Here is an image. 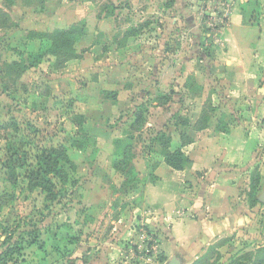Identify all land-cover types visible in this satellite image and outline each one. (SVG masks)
Masks as SVG:
<instances>
[{
	"label": "rangeland",
	"instance_id": "obj_1",
	"mask_svg": "<svg viewBox=\"0 0 264 264\" xmlns=\"http://www.w3.org/2000/svg\"><path fill=\"white\" fill-rule=\"evenodd\" d=\"M129 2L0 0V122L15 119L30 139L19 150L22 165L13 186L4 166L12 143L0 137V264H165L174 254L182 264H193L195 254L200 258L212 250L208 264H229L264 244V201H252L264 193V97L254 123L260 127L245 154L248 163L221 168L234 173L224 181L229 204L248 209L240 230L216 239L205 235L209 224L225 217L206 208L216 181L204 173L212 166L196 172L200 181L192 177L173 185L176 197L165 206L158 200L167 194L145 187L156 181L153 170L163 161L152 140L158 132L170 134L175 148L204 103L215 107L214 116L236 105L229 108L230 101L221 98L224 86L213 55L221 49L208 46L215 40L207 23L214 0H135V7ZM83 19L87 32L75 44L76 58L56 68L44 56L22 73L11 66L48 47L35 33ZM138 110L146 116L139 127L132 125ZM175 114L191 124L177 126ZM211 120L228 126L218 117ZM117 138L130 146L129 164L137 171L132 185L113 168L123 149ZM56 144L66 147L73 167L67 166V182L57 184L56 198L48 199L41 189H29L24 175L36 147ZM163 167L162 175L171 177ZM177 234L187 236L185 248ZM19 242L21 252L7 256L8 246Z\"/></svg>",
	"mask_w": 264,
	"mask_h": 264
},
{
	"label": "crops",
	"instance_id": "obj_2",
	"mask_svg": "<svg viewBox=\"0 0 264 264\" xmlns=\"http://www.w3.org/2000/svg\"><path fill=\"white\" fill-rule=\"evenodd\" d=\"M134 1L130 0L128 4L133 7ZM226 3L225 6L221 0H214V5L208 6V12L223 13L226 10V17L219 33L220 37L217 35L214 38L215 40L210 41L208 46H219L221 49L213 51L214 68L217 76L221 78V84L224 86L225 94L221 98L225 102L229 103L230 101L232 106L229 108L236 105V110L229 109L225 114L217 116H214L216 113L214 110L206 127L196 129L192 125L191 131L186 132L192 139L190 143L183 146L191 159L190 174L186 173V169L190 165L184 170H174L162 161V163L155 165L157 166L156 170H153V174L158 179H156L157 182L150 183V185L145 184L147 190L150 189L151 192L167 194L158 200L164 202L162 206H165L164 204H167V201H171L176 197V192L173 194V185H181V181L184 179L190 180L192 177L200 181L203 176L198 177L196 172L206 170V167L212 166L210 173H204L206 176L211 174L212 180L216 181L209 188L212 192L210 194L211 201L206 208L214 213L220 212L225 217L209 224L208 229L205 230V235H208L209 239L220 237L223 234L226 236L232 235L240 230L241 226L247 224L244 221L248 212L247 207L242 206L239 209H233V204H229L230 200L233 202V199L226 196L229 188H227L224 181L229 177L232 178L234 173L226 172V170L222 171L221 168L226 169L225 165H229L230 162H235L241 166L248 163L249 158L248 156L245 157V154L248 144L254 142L252 137L254 131H257L260 127L258 125V128L255 127L254 123L260 117L262 108L260 101H263L262 98L264 97V0H227ZM200 5L201 1L197 2L198 8H200ZM84 21L86 22V20ZM262 116L264 117V115ZM213 117L224 120L228 123V126L221 125L223 128L218 127L211 120ZM259 131L264 135V125H261ZM212 144L214 147L212 151L214 152L209 153ZM190 149H193L195 154L190 153ZM162 166L171 170V177L162 175V170H164ZM215 166L216 169H213ZM224 185L226 188H224ZM230 186L233 187L232 184ZM196 204L193 203L192 205L195 209ZM209 232L211 233L209 234ZM186 237V235L179 237L177 234L175 238L180 242L182 248L186 246V239H184ZM207 239L205 238V241ZM189 242L187 241V244ZM210 244L208 243V246ZM191 245L189 244V246ZM203 246V244L199 246L200 250ZM200 255L195 254V258H199Z\"/></svg>",
	"mask_w": 264,
	"mask_h": 264
},
{
	"label": "trees",
	"instance_id": "obj_3",
	"mask_svg": "<svg viewBox=\"0 0 264 264\" xmlns=\"http://www.w3.org/2000/svg\"><path fill=\"white\" fill-rule=\"evenodd\" d=\"M86 22L81 20L79 22L71 23L67 26L54 27L51 30L45 32L35 33L38 39L48 40L49 45L45 49H40L35 52L29 53L28 59H22L21 61H14L11 66L20 68V72L36 67L41 63L44 56H49L53 60V65L56 68H60L63 64L78 56L75 44L86 34ZM31 58L30 62H27ZM9 65V64H8ZM9 65V68L11 67ZM20 74L18 75V77ZM115 97V93H112ZM111 95V96H112ZM215 108L211 103H205L202 112L194 124L196 129L206 127L208 120ZM177 119L176 125L182 128L189 126V119L182 117L179 114L174 115ZM83 117L82 115L79 116ZM146 121L145 114L138 110L134 113V121L132 125L141 126ZM77 126V125H76ZM79 128V127H78ZM2 130V131H1ZM85 134V133H84ZM181 144L172 149V137L170 134L158 132L152 139L158 146V152L163 158V161L174 170H184L191 163L190 157L187 155L183 146L192 141L186 131H180ZM0 137L2 140L11 142L12 145L7 147L9 153L8 159L5 161L6 177L10 180L13 186L17 185L18 173L16 171L17 166H21L19 163V150L22 147L28 145L29 138L26 134L20 131V126L15 119H8L7 121L0 122ZM123 141L120 138L115 139L117 145ZM122 145V144H121ZM121 152L117 153V160L113 161V168L125 172L127 180L125 185L134 184V178L137 176L135 167L129 164V150L128 143H124ZM16 157V159H14ZM73 167V163L67 153L66 147L60 144L52 145L49 147L39 146L36 147L33 162H29L28 169L24 175V179L27 181V187L29 189L39 188L46 194V198H56L58 183L65 184L68 180V169ZM253 202H259V200L252 195ZM261 202V201H260ZM21 242L9 245L6 249L7 256L20 253L22 247ZM213 248V247H212ZM215 248V247H214ZM213 250L207 252L204 256L197 258L193 264H208L209 256ZM219 257V255H218ZM11 258V257H10ZM9 258V259H10ZM166 257L161 256L160 261L165 262ZM17 263V261H14ZM229 264H264V244L257 246L255 253H244L243 255L232 259Z\"/></svg>",
	"mask_w": 264,
	"mask_h": 264
},
{
	"label": "built area",
	"instance_id": "obj_4",
	"mask_svg": "<svg viewBox=\"0 0 264 264\" xmlns=\"http://www.w3.org/2000/svg\"><path fill=\"white\" fill-rule=\"evenodd\" d=\"M225 6H226V1L227 0H221ZM226 11V10H225ZM225 11L223 13H218L215 11L209 12V25L212 26L211 31H214V36L216 37L217 35H219L220 31H221V27L224 23V19L226 17Z\"/></svg>",
	"mask_w": 264,
	"mask_h": 264
},
{
	"label": "water",
	"instance_id": "obj_5",
	"mask_svg": "<svg viewBox=\"0 0 264 264\" xmlns=\"http://www.w3.org/2000/svg\"><path fill=\"white\" fill-rule=\"evenodd\" d=\"M258 199H259V201L263 202L264 201V193ZM181 263H182L181 260L176 255H172V257H170L165 264H181Z\"/></svg>",
	"mask_w": 264,
	"mask_h": 264
}]
</instances>
